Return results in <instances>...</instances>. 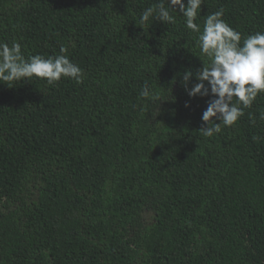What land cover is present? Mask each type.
<instances>
[{
    "label": "trees",
    "instance_id": "trees-1",
    "mask_svg": "<svg viewBox=\"0 0 264 264\" xmlns=\"http://www.w3.org/2000/svg\"><path fill=\"white\" fill-rule=\"evenodd\" d=\"M159 3L0 0V42L83 74L0 84V264H264V94L203 136L212 97L182 74L206 58L178 12L140 24ZM201 9V30L222 9L242 41L264 31V0Z\"/></svg>",
    "mask_w": 264,
    "mask_h": 264
},
{
    "label": "clouds",
    "instance_id": "clouds-1",
    "mask_svg": "<svg viewBox=\"0 0 264 264\" xmlns=\"http://www.w3.org/2000/svg\"><path fill=\"white\" fill-rule=\"evenodd\" d=\"M203 3L204 0H186V3L185 0H160L157 8L148 7L141 13L140 24L144 25L153 16L156 21L174 24L176 17L172 13L178 12L186 28L198 34L196 45L206 61L201 59L203 67L195 73L186 70L182 81L190 98L211 95L201 117L200 130L203 136L212 137L220 133L222 127L234 126L244 109L250 108L256 98L264 94V31L248 35L242 41L241 33L222 18V9L209 14L201 30L196 20ZM61 52L66 49L61 48ZM82 76L80 67L66 55L26 58L20 43L0 42V84L9 88L18 82H30L33 77L54 85L62 77L80 83ZM193 76L198 83L188 87ZM140 95L151 97L153 102L161 101L159 93L151 90L147 83ZM185 107L190 104L186 102ZM259 119L264 120V111Z\"/></svg>",
    "mask_w": 264,
    "mask_h": 264
}]
</instances>
